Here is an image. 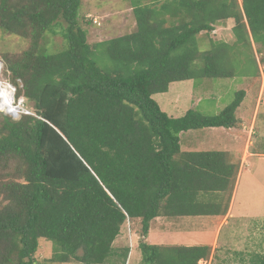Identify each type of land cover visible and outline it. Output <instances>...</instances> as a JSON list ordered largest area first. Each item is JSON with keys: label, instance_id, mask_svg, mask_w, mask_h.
<instances>
[{"label": "trees", "instance_id": "trees-1", "mask_svg": "<svg viewBox=\"0 0 264 264\" xmlns=\"http://www.w3.org/2000/svg\"><path fill=\"white\" fill-rule=\"evenodd\" d=\"M82 4L0 0V29L31 41L8 59L7 69L15 85L23 83L17 98L36 110L13 120L0 108V162H20L24 169L23 182L0 186V264H39L41 239L53 243L54 262L126 264L131 248L114 243L129 219H140L144 238L164 201L175 204L164 205L175 215H219L217 205L199 198L233 191L238 176L239 166L226 163L225 153L181 155L180 133L237 126L244 91L219 114L190 109L179 118L153 96L173 82L235 76V47L252 52L251 35L264 41V0H242V6L239 0H196L189 21L172 26L159 17L166 6L160 12L136 6L133 33L94 45L80 24ZM229 18L236 20V42H213L200 52L196 36ZM57 27L68 43L51 52L45 40ZM100 52L113 61L108 69L98 66ZM252 61L257 65L255 56ZM139 248L140 264H200L212 254L209 246L144 240ZM252 264H264V252Z\"/></svg>", "mask_w": 264, "mask_h": 264}, {"label": "crops", "instance_id": "crops-1", "mask_svg": "<svg viewBox=\"0 0 264 264\" xmlns=\"http://www.w3.org/2000/svg\"><path fill=\"white\" fill-rule=\"evenodd\" d=\"M185 1L150 0L146 6L156 9L159 12L163 6H166L167 8L161 11L164 14H160L159 17L165 21L168 26H172L179 25L181 22L185 23L189 21V6H194L196 0L192 1L191 5L190 1L189 3L187 0ZM239 3L242 6V0H239ZM134 8L135 7L132 8L133 11ZM135 21L137 28L136 18ZM235 26L236 20L234 18L219 20L216 23H213L214 29L211 32L216 31L223 34V36L214 42H224L228 44L235 43L236 37L233 31ZM211 32L203 31L196 36L200 52H202L200 47L202 35L204 33L211 35ZM224 36H226L227 39L224 38ZM250 39L258 68L261 71V81L259 83L258 91L259 95L251 118L245 119L238 116L237 112L241 107L240 106L236 112L239 124L235 127H210L180 133L181 155L184 157H188L189 154L195 153L221 152L226 154V163L239 166V172L235 184L233 185V191H217L213 194H201L199 198L200 200L217 205L220 212L219 215H175L173 212V209L176 207L175 204H168L164 201V205H169L173 209L170 208L168 211L163 205L160 210V215L151 221L149 233L146 237L143 238L142 235H138V231L136 233L131 232L129 244L131 252L126 264H129V262L130 264L141 263L142 252L139 248L141 240L153 245L211 247L212 254L210 258L207 260H201L200 264H250V252L251 246H253V240H251L250 236L251 228L249 219L252 217V213L247 209H242L244 207L239 209L236 203L243 181V184L248 185L246 191H248L251 184L256 182L263 187L264 194V151H253V148L260 149L259 147H255L253 137L258 135L257 127L260 128L258 125L259 108H261L260 105L262 104L264 97V41L255 42L252 35ZM107 40H98L95 43L98 44ZM241 49L243 50L245 48L241 47ZM187 81L173 82L170 85L168 92L158 93L164 95L167 107L166 110L168 113L165 112L172 118L182 117L190 110L186 109L184 112L182 98L179 95L183 94V90L186 91V89L179 87L182 83ZM194 110L197 109L194 107ZM183 112L184 115L181 116L180 114ZM249 120L250 123L248 122ZM235 218H237L240 223L238 234L235 233V229H232L231 232L234 234V237L226 241L224 240L221 248L220 238L222 229L223 227L230 225L231 220ZM215 219L218 220L215 221ZM139 222L140 219H129L123 225L122 229L126 227V225H131V223L138 224ZM210 222H216L217 227L211 230V228L206 226V224ZM194 223H196L195 226L197 228H192L191 225H194ZM122 232L123 230H121V233ZM228 235L229 237L231 236L230 234ZM120 237L121 234L114 243L116 249H121L122 246L127 245V242H121L122 239H120ZM233 242H235V244ZM246 260H248V262H246Z\"/></svg>", "mask_w": 264, "mask_h": 264}, {"label": "rangeland", "instance_id": "rangeland-1", "mask_svg": "<svg viewBox=\"0 0 264 264\" xmlns=\"http://www.w3.org/2000/svg\"><path fill=\"white\" fill-rule=\"evenodd\" d=\"M148 1L150 2V0H84L80 10V24L83 28L88 29L89 42L94 45L98 40H111L134 32L137 28L135 21L136 16H134L135 14L132 8L140 5L146 6ZM65 26L66 24H63V27ZM55 29L58 32L49 34L45 40V44L48 45L51 52L63 50L68 43L63 36L62 27H57ZM221 36H223V34L216 31L211 32V35L204 33L200 45L202 52L205 50L207 51V49L209 50V48H213V42L217 41ZM224 38L227 39L226 36H224ZM30 46L31 41L29 39L0 29V61L4 64L2 80L11 83L13 88L17 91L19 88H22L23 83L21 80H18L16 85L13 83L11 73L7 69V61L9 58L21 55L24 51L28 50ZM241 47L242 46H236L231 55L232 66L230 69L232 72L234 71L235 76L226 78H199L181 84L179 88L186 89V91L183 90V94H179L182 98L184 112L186 109H194L195 107L199 112L208 116L219 114L223 109L235 101L239 92L244 91L245 94L247 93V96L245 95L237 113L238 116L242 118H251L259 95L261 71L254 61L251 62V59L254 57L253 51L251 52L249 47H244L245 49L243 50ZM99 56L100 57H97L98 66L102 69H108L109 66L113 64L112 59L105 52H100ZM201 64H204V62H201ZM200 67L203 66H199L198 69ZM153 97L158 101L161 108L168 113L164 95L156 94ZM26 105L30 110L36 111L33 109L34 104L32 102L27 100ZM260 107L258 118V125L260 128L257 127L258 135L253 137L255 147H259L260 149L253 148V151H264V97ZM7 111L10 113V110ZM184 112L180 115H184ZM8 113L4 111L3 115H7L13 120H16L12 117L13 115L11 116ZM248 122L250 123V120ZM23 172L24 169L20 162H0V186L5 182H23ZM243 183L241 184L236 203L239 209L244 207L242 209H247L252 213V217L249 219L251 228L250 236L251 240H253V246H251L250 252V264H252L253 256L264 252V194L263 187L258 183L254 182L251 184L248 191H246L248 185ZM3 198L4 194L0 191V202L3 203L2 205L5 204ZM216 220L218 219H215V221ZM238 221L237 218L232 219L230 225L223 227L220 238L221 248L224 240L226 241L234 237V234L231 232L232 229H235V233L238 234L240 227ZM139 223H131V225H126V227L122 229L123 232L120 237V239H122L121 242H127V245L122 246V248L129 246L131 232L136 233L138 231V235H141L142 224ZM196 223L191 225L192 228H197L195 226ZM206 226L213 230L217 227V224L216 222H210L206 224ZM228 234L231 236L229 237ZM233 243L235 244V242ZM53 252V243L47 239H41L39 251L36 254L38 263L82 264L77 261H71L69 263L51 261L54 255ZM246 262H248V260H246Z\"/></svg>", "mask_w": 264, "mask_h": 264}, {"label": "built area", "instance_id": "built-area-1", "mask_svg": "<svg viewBox=\"0 0 264 264\" xmlns=\"http://www.w3.org/2000/svg\"><path fill=\"white\" fill-rule=\"evenodd\" d=\"M97 23V22H95ZM4 84H0V108L8 113L7 109L12 107L10 114L14 119H21L23 115H34L26 106L24 97L17 98L15 88H11L9 92L4 89Z\"/></svg>", "mask_w": 264, "mask_h": 264}, {"label": "bare ground", "instance_id": "bare-ground-1", "mask_svg": "<svg viewBox=\"0 0 264 264\" xmlns=\"http://www.w3.org/2000/svg\"><path fill=\"white\" fill-rule=\"evenodd\" d=\"M3 70H4V64L2 63V61H0V84H4V89L9 92L11 88H13V85L11 83H9L8 81H4L2 80V76H3ZM12 111V107L7 109Z\"/></svg>", "mask_w": 264, "mask_h": 264}, {"label": "clouds", "instance_id": "clouds-1", "mask_svg": "<svg viewBox=\"0 0 264 264\" xmlns=\"http://www.w3.org/2000/svg\"><path fill=\"white\" fill-rule=\"evenodd\" d=\"M98 23V22H97Z\"/></svg>", "mask_w": 264, "mask_h": 264}]
</instances>
